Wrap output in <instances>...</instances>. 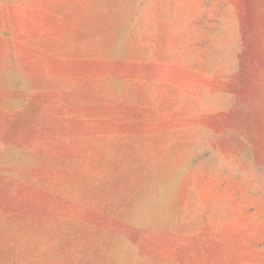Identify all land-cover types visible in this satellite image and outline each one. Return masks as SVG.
Here are the masks:
<instances>
[{"label":"rangeland","instance_id":"rangeland-1","mask_svg":"<svg viewBox=\"0 0 264 264\" xmlns=\"http://www.w3.org/2000/svg\"><path fill=\"white\" fill-rule=\"evenodd\" d=\"M0 264H264V0H0Z\"/></svg>","mask_w":264,"mask_h":264}]
</instances>
